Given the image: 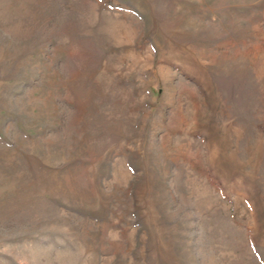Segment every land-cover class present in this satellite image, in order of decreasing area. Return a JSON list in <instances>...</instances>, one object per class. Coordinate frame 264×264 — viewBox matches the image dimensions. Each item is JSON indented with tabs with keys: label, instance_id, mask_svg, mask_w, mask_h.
Wrapping results in <instances>:
<instances>
[{
	"label": "rangeland",
	"instance_id": "obj_1",
	"mask_svg": "<svg viewBox=\"0 0 264 264\" xmlns=\"http://www.w3.org/2000/svg\"><path fill=\"white\" fill-rule=\"evenodd\" d=\"M0 264H264V0H0Z\"/></svg>",
	"mask_w": 264,
	"mask_h": 264
}]
</instances>
